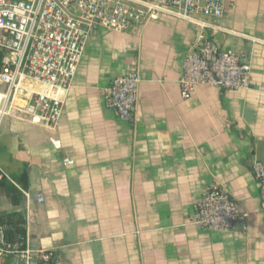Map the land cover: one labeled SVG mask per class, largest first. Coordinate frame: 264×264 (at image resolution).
<instances>
[{"label":"crops","instance_id":"crops-1","mask_svg":"<svg viewBox=\"0 0 264 264\" xmlns=\"http://www.w3.org/2000/svg\"><path fill=\"white\" fill-rule=\"evenodd\" d=\"M223 14L163 13L125 32L98 27L57 126L3 121L0 213L22 216L29 246L53 251L50 264H264L251 172L264 163V0H227ZM203 36L245 56L247 88L204 85L181 96L182 60ZM132 70L138 103L125 121L105 90ZM212 185L246 214L245 230L195 224L196 202Z\"/></svg>","mask_w":264,"mask_h":264},{"label":"built area","instance_id":"built-area-1","mask_svg":"<svg viewBox=\"0 0 264 264\" xmlns=\"http://www.w3.org/2000/svg\"><path fill=\"white\" fill-rule=\"evenodd\" d=\"M226 6L227 0H0V130L8 117L57 126L87 40L96 28L125 32L163 13L221 19ZM181 72L183 98L197 86L247 88L251 75L245 56L223 49L207 36L193 42L182 60ZM139 83L140 73L132 70L115 77L106 88L104 102L119 119L135 118ZM251 172L264 212V163L254 162ZM5 177L0 165V180ZM195 213V224L202 229L247 228L246 214L218 185L206 187ZM10 257L21 264H45L54 254L32 249L26 237L24 242L10 241L0 225V264Z\"/></svg>","mask_w":264,"mask_h":264},{"label":"trees","instance_id":"trees-1","mask_svg":"<svg viewBox=\"0 0 264 264\" xmlns=\"http://www.w3.org/2000/svg\"><path fill=\"white\" fill-rule=\"evenodd\" d=\"M3 52L0 49V66ZM24 219L18 213H0V225L5 228L7 238L12 242H24L26 234L25 229L22 227ZM53 258L45 264L52 263ZM44 264V263H39Z\"/></svg>","mask_w":264,"mask_h":264}]
</instances>
